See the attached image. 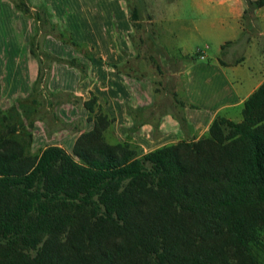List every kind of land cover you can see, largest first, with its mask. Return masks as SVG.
I'll use <instances>...</instances> for the list:
<instances>
[{"label":"trees","instance_id":"16d2710c","mask_svg":"<svg viewBox=\"0 0 264 264\" xmlns=\"http://www.w3.org/2000/svg\"><path fill=\"white\" fill-rule=\"evenodd\" d=\"M13 2L29 13L26 2ZM245 2L234 42L242 46L259 30L254 10L264 0ZM129 16L138 19L136 7ZM59 28L62 41L84 45ZM37 50L31 93L0 106V264H264V80L243 100L240 119L218 113L203 135L145 152L131 135L117 139L114 117L90 92L81 104L92 126L79 130L71 151L58 144L33 151L35 113L56 95L43 93L49 61L85 70L76 57ZM175 78L166 112L185 133L183 107L195 105L179 97ZM140 112L156 123V111Z\"/></svg>","mask_w":264,"mask_h":264},{"label":"rangeland","instance_id":"374dc122","mask_svg":"<svg viewBox=\"0 0 264 264\" xmlns=\"http://www.w3.org/2000/svg\"><path fill=\"white\" fill-rule=\"evenodd\" d=\"M22 1L26 2L29 6L30 11L28 14L23 13L16 7L13 0H0V75L9 73L15 69V64L9 66V64L6 63V60L9 61V59L14 56L15 51H18L19 54L25 50L24 53L27 55L29 51L31 54L28 61H33L29 63V66L33 67L32 64L36 61L38 62L37 65L39 64V58L31 49L35 48V50H37L36 47H38V52H40L42 48L45 49L43 43L47 36L53 37L60 42L67 43L62 41L63 39L59 35L58 27L67 29L65 19L68 21V15L70 13L72 14L71 20L74 19L75 15L78 13V8H73V6L77 2L78 6L82 7V26H86L84 24L85 22L90 29L87 33L82 31L84 34L82 43L84 45L79 49L67 43L70 45V49H72V54L74 55L72 57H76L78 60L81 59L83 61L82 63H84L85 68V70H83L84 72L88 70V66L92 60L88 59V53H91L93 57L96 51L100 52L102 50L104 55H107L106 57L109 58L111 50H114V52L116 51L124 55L126 60L117 65L122 69V72L126 73L128 79H130L132 83V97L134 98L131 100L129 107L131 109L132 107L142 104L146 111H156L155 120L157 125L163 122L161 126L165 125L169 127V123L164 121V119L161 120L159 124L164 114H160L159 116L158 113L159 111L166 112L167 109L173 108L172 104L174 101L172 99V91L174 90L173 79L176 76L175 73L185 68L191 61L190 58L200 61L198 54L202 51L208 54V58L203 59V61L211 60L214 52H218L216 51V36L213 30L202 29L201 21L207 16V12L204 11L206 9H213L210 15L218 14L216 16L217 19L222 17L224 13L220 11L218 7L214 6L212 8L208 5L199 4L198 0ZM133 7L137 9L138 19L134 20L132 24L129 12ZM97 8H99V10L101 9V12H96ZM38 14L40 15V20L36 19ZM159 17H161V19H159L157 25H155L154 23L157 22V18ZM243 17L245 23L246 15ZM68 23L70 22L68 21ZM257 24L259 25V22ZM69 31L71 32L70 29ZM153 31L156 32V35ZM158 34H164L165 40H162ZM73 38L75 39L74 36ZM100 40L104 41L106 45L104 50L102 46H98L95 49V42L97 41V44H101ZM262 40L263 38H260L259 43L264 46ZM13 41H16L17 44L11 47V45H14ZM160 43L164 47L160 46ZM206 43H209V45L206 46ZM243 48L244 46L236 44L233 49L230 48L232 51L229 50L227 54L225 53L222 55L220 53L219 55L229 60L235 56L241 55L244 50ZM64 49H66V47ZM64 51L66 50L61 52L66 55L67 52ZM197 55V58H193ZM18 57L19 59L23 58L21 55ZM43 60L44 63H47L45 57H43ZM44 63L43 66L46 65ZM157 64L161 67V71L158 70ZM31 67H29L28 70H30ZM38 67H36L37 73L39 70ZM75 69L80 71L77 67H75ZM229 74L233 75L231 72ZM46 77L47 73L44 79H46ZM178 91L179 97L182 98L181 91ZM57 92V96H48V98L53 101L49 106L51 111L43 112V110H40L38 113H35V116L41 119L42 124L47 125L49 128L39 125L41 128H37L36 132L42 131L46 136L42 137L43 135L40 133L41 136H39L34 143L33 151H38V149L44 145L52 143H61L65 149L71 151L68 142L70 140L63 141L60 131H62L63 128H69L73 131L71 132L72 134L76 132V130H82L86 125V121L82 118V98L75 96L74 93L66 97V91ZM43 101L46 100L44 99ZM60 102L64 104L63 107L58 105V103L61 104ZM7 103L8 102L4 98H0V104ZM71 105H74V107L71 108ZM68 107H70V109H68ZM166 114L169 113L166 112ZM70 116L71 118H69ZM156 123H154L155 126H157ZM154 125L152 124L150 127L144 129V131L147 132L146 134L150 133V135L154 136L160 132L158 126L154 128ZM32 131H34V126L32 127ZM119 132L128 134L127 129H120ZM114 138L115 136L113 139ZM168 140H173V138L167 139V141ZM140 147H142L141 144H139V150Z\"/></svg>","mask_w":264,"mask_h":264},{"label":"crops","instance_id":"0c3cea01","mask_svg":"<svg viewBox=\"0 0 264 264\" xmlns=\"http://www.w3.org/2000/svg\"><path fill=\"white\" fill-rule=\"evenodd\" d=\"M198 3L211 6L212 8L214 6L218 7L224 15L217 19L216 16L218 14L210 15L213 9H206L204 11L207 12V16L201 21L202 29L213 30L216 36L215 46L218 52H214L213 58L209 61H203V59L208 58V54L202 51L199 53L200 61L190 58L189 64L185 68L178 70V73H175L177 76V92L180 90L182 98L195 105L183 107L187 121L185 133L178 121L172 115L165 113L159 124L164 119V121L169 123V127L161 126L162 122L157 125L160 131L158 134L154 136L150 135V133L146 134L147 132L144 129L152 124L139 119L138 113H141L140 110L144 109L142 104L130 109V102L134 98L132 97L131 80L128 79L126 73L118 71L111 65L113 63L121 64L126 60V57L119 52H114V50H111L109 58L104 55L102 50L100 52L96 51L90 61L88 70L84 72L78 71L75 67L63 62L49 61L46 82L43 87L44 95H48L47 91L55 93L61 90L74 93L75 96L86 99L90 96V92H93L97 96L98 101L103 104L106 112L114 117L112 125L117 139L123 140L126 135L131 134L137 143L141 144L140 152L151 150L162 144L175 142L181 138H197L206 133L209 123L218 113L235 120L240 119L243 100L264 80V46L259 43L260 38L264 36V3L254 10L259 22L258 32L253 33L245 43L242 58L236 63H232L233 58L226 59L228 64L219 60L221 45L227 40L233 41L226 47L225 53L227 54L230 48L233 49L237 44L234 42L242 35L244 28L243 16L247 4L245 0H198ZM73 8H78V13L73 20H71L72 14L68 15L70 23L65 19L68 25L66 27L71 30L75 39L82 41L84 39L82 31L87 33L90 28L85 22L86 26H82V7L78 6L76 2ZM100 10L97 8L96 12ZM159 19L161 17L157 18L155 25H157ZM160 37L165 40L164 34H161ZM262 41L264 42V38ZM100 43L97 44V41L95 42V49L98 46H102L104 50L106 47L104 41L100 40ZM16 44L17 42L15 41L11 47ZM208 45L209 43H206V46ZM43 46L47 51L62 57L74 56L69 44L55 40L50 36L46 37ZM65 47L66 49H64ZM63 50H66L64 51L67 52L66 55L62 54L63 52L61 51ZM24 52L25 50L18 54V51H15L14 56L9 61L6 60L9 66L15 64V69L0 75V98L2 97L8 102L7 104H0L3 108L16 104L18 98L25 97L32 91L37 75L36 67H38V62L36 61L32 64L33 67L29 66V63L33 62L28 61L31 53L28 51L27 55ZM20 55L23 57L22 59H19L18 56ZM197 57L198 55L193 58ZM80 61L82 60L80 59ZM29 67H31L30 70H28ZM230 72L233 75H230ZM60 103L58 105L63 107L64 104ZM49 106L50 104L46 101L40 110L49 112L51 111ZM72 107L74 105H71ZM86 114L87 110L82 105V118L86 121V125L82 130L89 129L92 126V121L86 120ZM39 125L48 127L42 124L41 119H35L32 150H34V143L41 136L40 133H42V137L46 136L42 131L36 132L37 128H41ZM120 129H127L128 134L120 133ZM60 132L62 140L66 141L69 139L70 141L68 142L70 147H72L79 131L76 130V132L71 134L73 132L71 129L63 128ZM170 138H173V140L167 141ZM57 144L61 145V143Z\"/></svg>","mask_w":264,"mask_h":264}]
</instances>
